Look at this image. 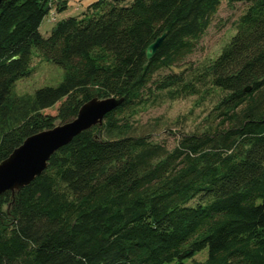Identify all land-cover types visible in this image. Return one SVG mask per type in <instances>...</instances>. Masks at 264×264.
Returning <instances> with one entry per match:
<instances>
[{
    "label": "trees",
    "instance_id": "obj_1",
    "mask_svg": "<svg viewBox=\"0 0 264 264\" xmlns=\"http://www.w3.org/2000/svg\"><path fill=\"white\" fill-rule=\"evenodd\" d=\"M71 1L0 4V162L88 100H123L29 185L0 194V264H264V0H97L44 36V18ZM224 1L247 8L219 55L164 73L193 53ZM35 57L63 79L18 95ZM194 95L217 97L201 131L173 149L135 133L157 99Z\"/></svg>",
    "mask_w": 264,
    "mask_h": 264
},
{
    "label": "rangeland",
    "instance_id": "obj_2",
    "mask_svg": "<svg viewBox=\"0 0 264 264\" xmlns=\"http://www.w3.org/2000/svg\"><path fill=\"white\" fill-rule=\"evenodd\" d=\"M88 0H72L69 7L57 15L61 20L70 16H81L82 6ZM247 5L241 2H222L218 12L213 16L209 28L197 41L192 54L178 66L164 73L187 71H199L208 65L221 52L224 45L236 33L238 20L245 13ZM54 26L49 17H45L40 26V32L47 36ZM35 53V51H34ZM32 72L28 77L17 81L15 92L18 95L32 94L37 89L45 86L58 85L64 76V70L49 61L35 57L32 62ZM59 104L45 110L48 115H56ZM217 105V97L194 95L178 100L157 99L146 109L142 110L133 126L135 133L150 135L152 141L162 143L173 149L178 139L184 134H191L201 131L211 120L210 114L214 112ZM213 115V114H212ZM204 254L196 256V259L203 260Z\"/></svg>",
    "mask_w": 264,
    "mask_h": 264
},
{
    "label": "water",
    "instance_id": "obj_3",
    "mask_svg": "<svg viewBox=\"0 0 264 264\" xmlns=\"http://www.w3.org/2000/svg\"><path fill=\"white\" fill-rule=\"evenodd\" d=\"M3 0H0V4ZM165 34L151 43L147 58H151L161 45ZM17 58V57H16ZM123 99L94 97L85 102L77 116L66 123L58 121L52 128L27 137L23 143L0 162V194L12 195L29 185L47 168L50 157L61 147L85 130L103 123L104 117L114 110Z\"/></svg>",
    "mask_w": 264,
    "mask_h": 264
},
{
    "label": "built area",
    "instance_id": "obj_4",
    "mask_svg": "<svg viewBox=\"0 0 264 264\" xmlns=\"http://www.w3.org/2000/svg\"><path fill=\"white\" fill-rule=\"evenodd\" d=\"M49 17L52 22L57 21V14L54 11L50 12Z\"/></svg>",
    "mask_w": 264,
    "mask_h": 264
},
{
    "label": "crops",
    "instance_id": "obj_5",
    "mask_svg": "<svg viewBox=\"0 0 264 264\" xmlns=\"http://www.w3.org/2000/svg\"><path fill=\"white\" fill-rule=\"evenodd\" d=\"M97 0H88L84 5H81L84 11L90 4L96 2Z\"/></svg>",
    "mask_w": 264,
    "mask_h": 264
}]
</instances>
